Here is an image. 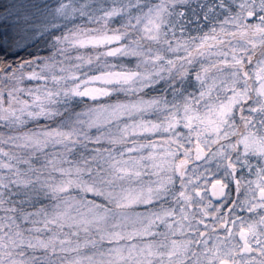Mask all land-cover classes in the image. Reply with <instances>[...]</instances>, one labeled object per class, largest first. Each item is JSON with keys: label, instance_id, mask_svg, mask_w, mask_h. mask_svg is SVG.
Returning a JSON list of instances; mask_svg holds the SVG:
<instances>
[{"label": "clouds", "instance_id": "clouds-1", "mask_svg": "<svg viewBox=\"0 0 264 264\" xmlns=\"http://www.w3.org/2000/svg\"><path fill=\"white\" fill-rule=\"evenodd\" d=\"M0 264H264V0H0Z\"/></svg>", "mask_w": 264, "mask_h": 264}]
</instances>
